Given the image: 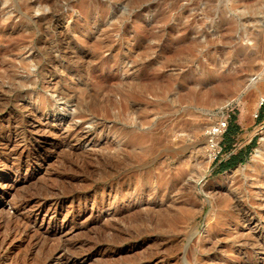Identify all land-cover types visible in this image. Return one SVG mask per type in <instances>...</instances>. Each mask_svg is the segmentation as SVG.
I'll return each instance as SVG.
<instances>
[{"label": "rangeland", "instance_id": "rangeland-1", "mask_svg": "<svg viewBox=\"0 0 264 264\" xmlns=\"http://www.w3.org/2000/svg\"><path fill=\"white\" fill-rule=\"evenodd\" d=\"M0 120V264H264V0H0Z\"/></svg>", "mask_w": 264, "mask_h": 264}, {"label": "bare ground", "instance_id": "bare-ground-1", "mask_svg": "<svg viewBox=\"0 0 264 264\" xmlns=\"http://www.w3.org/2000/svg\"><path fill=\"white\" fill-rule=\"evenodd\" d=\"M49 0H39V4L40 5H42L43 3H47ZM17 5V7H19L18 6V4H16ZM19 9V8H18ZM54 19V16L53 15H46V17L43 19L46 23H48V25L50 24V22L52 21ZM43 23V22H42ZM46 23H43L42 24V26H43V28L45 29V28H47V26H46ZM61 34H64L63 32H61ZM69 55V54H68ZM72 58H70V60H71ZM73 61V60H72ZM52 69V68H51ZM260 104V103H259ZM26 106V105H25ZM28 106V105H27ZM35 116H33V118H34ZM32 118V117H31ZM1 121V120H0ZM31 121V120H30ZM22 122V121H21ZM10 123V122H9ZM2 126V124H0V127ZM22 126V125H21ZM25 126V125H24ZM15 127V126H14ZM21 128V127H20ZM36 134H38V136L37 137H39V138H37V142L38 143H36L35 144V146L34 145H32V146H34L32 149H29V150H26L25 152H23V154H24V156H28V155H30L32 152H34V151H36V150H38L40 147H47L48 145H49V139H47V134H45L43 131H41V130H39V129H37V130H35L34 131ZM32 133H33V131H32ZM31 133V134H32ZM263 134H264V128H263ZM53 135V134H52ZM87 135V134H86ZM62 136V135H61ZM18 137V136H17ZM85 137V136H84ZM5 138V137H4ZM50 138H52V136L50 137ZM57 141L55 142V144H58V143H60V137L59 136H57ZM17 140V139H16ZM35 141H36V139H34ZM2 140H1V137H0V142H1ZM23 141H24V139H23ZM6 142V141H5ZM61 142H63V141H61ZM17 143V142H16ZM209 143V142H208ZM32 144V143H31ZM15 145V144H14ZM19 145V144H18ZM17 146V145H16ZM31 146V145H30ZM209 146H210V143H209ZM211 147V146H210ZM49 148V147H48ZM25 150V149H24ZM4 152V156H6L7 155V157H6V160H1L2 162H4V163H6L8 160H9V158L11 157L10 155L12 154V150H11V147H10V144H8V143H0V152ZM177 151V152H176ZM178 151L179 150H175V152L176 153H178ZM40 152V151H39ZM42 152V151H41ZM50 152H52V151H50ZM38 153V152H37ZM48 153V152H47ZM9 154V155H8ZM42 154V153H41ZM43 156V155H42ZM253 156H254V159H259L260 157H262L263 156V149H262V147H259V148H257V149H255V152L253 153ZM20 157V156H19ZM39 157V156H38ZM36 160V159H35ZM249 165H245L244 167L245 168H247ZM243 167V168H244ZM17 168V167H16ZM29 168V167H28ZM15 170V169H14ZM18 170H19V168H18ZM242 170V169H241ZM28 171V170H27ZM233 171V170H232ZM231 172V171H230ZM232 173V172H231ZM26 175V174H25ZM224 175V174H223ZM225 175H229V172H226V174ZM225 177V176H224ZM223 177V178H224ZM1 182V181H0ZM4 185V184H3ZM0 193H4L3 192V190L1 191V189H0ZM116 195V194H115ZM2 212V211H1ZM0 212V213H1ZM245 213H247V212H245ZM4 215V214H3ZM6 215V214H5ZM11 215V214H10ZM9 216V215H8ZM18 216V215H17ZM16 216V217H17ZM13 217H14V215H13ZM16 217H14V218H16ZM1 220H2V218H1ZM3 221V220H2ZM2 221H0V223L1 224H3V222ZM6 221V220H5ZM249 221V220H248ZM246 222V221H245ZM6 223V222H5ZM9 224H11V223H9ZM14 228V227H13ZM11 229V228H10ZM9 231V230H8ZM2 234V233H1ZM5 240V239H4ZM246 241V240H245ZM259 243H261V242H259ZM38 245V244H37ZM252 245V244H251ZM254 246V245H253ZM259 250V249H258ZM61 251V250H60ZM63 251V250H62ZM261 254H262V252H261ZM66 254H64V253H61V252H59V253H57L56 255H54V256H52L51 258H50V260H49V263L48 264H53L54 263V261H55V259H56V257H59L62 261H63V263H61V264H70L69 263V261H68V257L67 256H65ZM49 259V258H48ZM71 261V260H70Z\"/></svg>", "mask_w": 264, "mask_h": 264}, {"label": "trees", "instance_id": "trees-1", "mask_svg": "<svg viewBox=\"0 0 264 264\" xmlns=\"http://www.w3.org/2000/svg\"><path fill=\"white\" fill-rule=\"evenodd\" d=\"M262 118V116H261ZM241 133V129L239 125L236 124V118H232L230 120V124L228 126V129L226 131V134L224 136V141L227 144L228 148L231 149L234 145L235 137ZM256 140L247 148L244 150L238 151L236 154L232 155L231 158L226 161L222 162L219 165V172H225L227 170L232 169L238 164H243L246 162L251 154L252 148H254V145Z\"/></svg>", "mask_w": 264, "mask_h": 264}, {"label": "built area", "instance_id": "built-area-1", "mask_svg": "<svg viewBox=\"0 0 264 264\" xmlns=\"http://www.w3.org/2000/svg\"><path fill=\"white\" fill-rule=\"evenodd\" d=\"M229 126L228 119L222 120L219 124H217L212 130L210 131V143L213 145V147H217L218 142L221 137L224 136ZM222 151V148H220L219 152Z\"/></svg>", "mask_w": 264, "mask_h": 264}, {"label": "crops", "instance_id": "crops-1", "mask_svg": "<svg viewBox=\"0 0 264 264\" xmlns=\"http://www.w3.org/2000/svg\"><path fill=\"white\" fill-rule=\"evenodd\" d=\"M229 124H230V122H229ZM236 124L239 125V127H240V124H238L237 121H236ZM240 129H241V132H242V128H241V127H240ZM225 134H226V133H225ZM225 134H224V136H225ZM239 135H240V133L235 137V141H234V145H233V146L236 145V142L238 141L237 139H238ZM250 145H251V144H249V145H247V146H245V147L240 148L239 151L244 150L245 148L249 147ZM237 152H238V151H237ZM235 154H236V153H235ZM233 155H234V154H233Z\"/></svg>", "mask_w": 264, "mask_h": 264}]
</instances>
